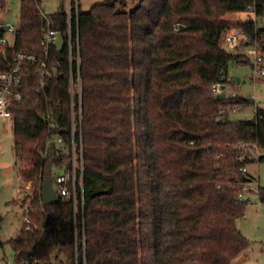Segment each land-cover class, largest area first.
Returning a JSON list of instances; mask_svg holds the SVG:
<instances>
[{
    "label": "trees",
    "instance_id": "trees-1",
    "mask_svg": "<svg viewBox=\"0 0 264 264\" xmlns=\"http://www.w3.org/2000/svg\"><path fill=\"white\" fill-rule=\"evenodd\" d=\"M18 1L15 40L6 58L0 54V69L15 51L42 52V18L34 13L40 0ZM124 3L106 0L83 11L77 0L72 63L66 48H52L58 74L43 93L10 105L17 173L31 185L29 222L7 241L16 264H31L23 263L29 253L42 264H230L248 247L235 225L247 201L236 195L248 181L241 171L254 159L248 156L259 152L264 162V107L240 95L219 100L211 86L234 82L229 65H250L246 50L253 42L264 53V0H139L129 12L121 10ZM246 11L256 19H224ZM49 15L63 34V7ZM230 27L248 36L243 50L223 48ZM70 70L79 71L81 85L73 139L79 142L81 133L82 185L75 204L57 194V202L43 205V177L51 167L69 168L70 157L45 145L41 116L54 112L69 146ZM29 83L36 84L34 77ZM234 105L252 108V118L234 119L228 111ZM239 142L248 149L241 160ZM256 191L264 203V187ZM164 222L173 228L161 242Z\"/></svg>",
    "mask_w": 264,
    "mask_h": 264
},
{
    "label": "built area",
    "instance_id": "built-area-1",
    "mask_svg": "<svg viewBox=\"0 0 264 264\" xmlns=\"http://www.w3.org/2000/svg\"><path fill=\"white\" fill-rule=\"evenodd\" d=\"M6 3L3 5L0 2V15L4 11ZM72 6L77 8V0H74V3L71 4V0H67V9L66 13V30L62 34L54 26L53 18L45 13L43 10L38 7L36 12L42 18V31L40 33V44L42 46V52H25V51H15L10 55L11 61H9L6 69H0V119H11L10 105L12 103H18L26 100L29 96L34 94L43 93L47 87L48 81L56 76L59 72V65L57 60L53 59L51 49L55 48V42L57 40L58 34L61 35L63 41V50L66 48L68 53V60L70 63L73 61V53L76 52L78 48L77 37L73 36L72 33V15L71 10ZM244 14H247L246 17L248 20H255V13L252 11H246ZM253 15V16H252ZM246 19V20H247ZM243 20V21H246ZM15 28L16 24H5L0 22V31L2 35L0 36V54L6 58L8 53V48L13 46L15 40ZM178 28V24L174 25V29ZM248 36L236 27H230L225 34L223 35L222 45L223 48L227 51H231L240 44L248 43ZM57 52H60L56 49ZM248 55H251V79L254 81L257 76H264V58L262 52L259 48L257 42H253L249 45L246 50ZM76 64H79L78 56L74 58ZM69 93L71 97V111H70V121H71V141L70 145L66 146L63 142V137L60 133V130L56 128L54 123V112L48 111L41 116L43 124L46 126V146H51L56 149H63L62 153L70 157V167H62V172L52 175V187L55 190L56 194L72 197L74 204L76 203L78 188H81L82 185V173H83V156H82V146H81V133L79 134V142L74 141V129L77 121L81 119V110H80V94H81V85L79 71L77 70L76 75L69 72ZM30 76L34 77L36 84L31 85L29 83ZM230 84H213L211 86L212 91L217 95L221 91H228ZM224 87V89H221ZM230 92V91H228ZM230 96L233 97L235 94L230 92ZM78 96V103L73 101V96ZM225 96H227L225 94ZM255 99L254 96H246V99ZM78 106V107H77ZM77 107V109H76ZM225 109H219V114H223ZM243 110L240 105H234L228 111L231 114H236L239 111ZM80 132V131H79ZM238 148H243V152L238 154L236 158L238 160L243 159L248 154V149L245 148L244 143L239 142L237 144ZM248 148H251L248 146ZM252 150L249 149V152ZM249 158H254L253 160L257 161L260 157V153L256 152L248 156ZM247 166V165H246ZM246 166L241 167V171L244 174H247ZM248 178L247 182L242 183V187L237 192V200L240 202L248 201L245 199V196L249 193L254 192V189L251 187L252 179ZM29 206V200L21 206L22 214L24 216V223L29 222V217L27 215ZM30 262L31 264H42V260L36 258L33 254L29 253L23 263Z\"/></svg>",
    "mask_w": 264,
    "mask_h": 264
},
{
    "label": "rangeland",
    "instance_id": "rangeland-1",
    "mask_svg": "<svg viewBox=\"0 0 264 264\" xmlns=\"http://www.w3.org/2000/svg\"><path fill=\"white\" fill-rule=\"evenodd\" d=\"M80 9L88 10L92 5L105 2L106 0H78ZM139 0H125L121 10L129 12ZM61 7L67 9V0H40V9L47 14L58 11ZM253 16V15H252ZM19 17V1L6 0L4 11L0 15V22L5 24H16ZM247 14L226 13L224 19L232 22H242ZM239 46L231 51L243 50ZM245 51V49H244ZM248 55V54H247ZM264 58V53H262ZM251 59V55H248ZM229 75L234 79L231 81L228 91L243 97L254 96L256 105L264 107V76L251 79L250 65H229ZM239 78V80H237ZM225 94L230 96V92ZM253 115L252 108H245L236 113L234 119H250ZM12 123L9 119H0V264H16L14 252L7 244L9 239L15 238L22 226L24 216L21 206L23 200L28 202L31 193L30 183L23 182L17 171L20 165L17 153L13 149ZM247 173L252 178L251 187L254 192L245 196L248 199L244 215L236 220L235 225L248 241L245 251L235 256L230 264H264V203L257 196V187H264V162L251 161L247 164ZM51 175L62 172L61 169L51 167ZM166 185L159 183L158 197L163 199L166 194ZM173 225L164 222L160 229L161 242L170 238Z\"/></svg>",
    "mask_w": 264,
    "mask_h": 264
},
{
    "label": "water",
    "instance_id": "water-1",
    "mask_svg": "<svg viewBox=\"0 0 264 264\" xmlns=\"http://www.w3.org/2000/svg\"><path fill=\"white\" fill-rule=\"evenodd\" d=\"M260 23L262 27H264V14L260 18ZM55 47L58 51L63 50V41L60 34H58L57 40L55 42ZM237 80H239V78H237ZM221 89H224V87H222ZM224 96L225 92L221 91L216 95V98L222 100ZM219 121H221V119ZM57 200L58 195L52 187V176L49 173L45 174L41 182V202L43 205H50L57 202Z\"/></svg>",
    "mask_w": 264,
    "mask_h": 264
},
{
    "label": "crops",
    "instance_id": "crops-1",
    "mask_svg": "<svg viewBox=\"0 0 264 264\" xmlns=\"http://www.w3.org/2000/svg\"><path fill=\"white\" fill-rule=\"evenodd\" d=\"M237 14H244V12H237ZM247 18H244L242 20H246ZM248 20V19H247Z\"/></svg>",
    "mask_w": 264,
    "mask_h": 264
}]
</instances>
